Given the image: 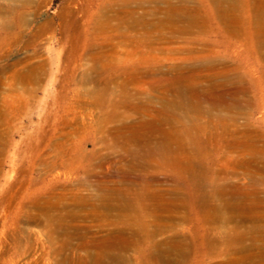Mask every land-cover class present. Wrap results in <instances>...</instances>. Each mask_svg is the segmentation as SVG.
I'll use <instances>...</instances> for the list:
<instances>
[{
    "label": "rangeland",
    "instance_id": "obj_1",
    "mask_svg": "<svg viewBox=\"0 0 264 264\" xmlns=\"http://www.w3.org/2000/svg\"><path fill=\"white\" fill-rule=\"evenodd\" d=\"M169 263L264 264V0H0V264Z\"/></svg>",
    "mask_w": 264,
    "mask_h": 264
},
{
    "label": "bare ground",
    "instance_id": "obj_2",
    "mask_svg": "<svg viewBox=\"0 0 264 264\" xmlns=\"http://www.w3.org/2000/svg\"><path fill=\"white\" fill-rule=\"evenodd\" d=\"M223 0H219V2H222ZM145 126H148V125H145ZM120 128H124L123 126L122 127H118L117 129H116V131H112L111 133H112V135L114 136V137H120V138H126V139H124V145H127L128 143H129V141L131 140V139H127V137L126 136H124L123 135V132H122V129H120ZM151 129H153V128H151ZM152 132L153 133H156V131L155 130H152ZM165 146H166V143H165V141L163 142V145H162V147H163V149L165 148ZM157 151H158V149L157 148H152V150H151V153H157ZM137 154H138V152H134V156H137ZM100 159V164H104V163H109V161H111V163H113L114 161H113V157H111V156H107V157H100L99 158ZM124 176L125 175H121V176H119V177H121V178H124ZM116 177H118V174L116 175ZM117 189H113V190H111V189H106L105 187L103 188V187H99V193H98V202H99V206L102 208V209H104V210H112V209H117V208H119V209H122V210H130V211H132V210H134L135 208H136V206H135V204H134V206L132 205V203H131V201L128 199V198H126V196H125V194H123V193H121V192H119V191H116ZM88 199H85V198H82L81 199V204H83L84 206H86V205H88ZM219 202V201H218ZM222 202V201H221ZM221 202H220V204H221ZM45 204H46V201H45ZM45 204H42V205H37V207L36 208H38V209H41V210H43V209H47L48 208V205L50 204V202H49V204L48 205H45ZM219 205V204H218ZM88 206H91L90 204L88 205ZM93 206V208H96V205H92ZM221 206V205H220ZM49 207H51V205L49 206ZM152 208V207H151ZM151 208H149V207H146V210L148 211H150L151 213L152 212H155V210L157 209V208H153V209H151ZM161 208V207H160ZM218 208H220L219 206H218ZM218 208H216V209H218ZM52 209V208H51ZM48 210V209H47ZM158 210V209H157ZM157 212V211H156ZM167 245H168V243H167ZM168 247V246H167ZM160 250V249H159ZM162 250V249H161ZM160 250V251H161ZM172 250V249H171ZM159 251V252H160ZM168 251H169V248H168ZM181 252V251H180ZM162 253H164V250H163V252ZM171 253H172V251H171ZM177 253V252H176ZM178 254V253H177ZM170 255V254H169ZM172 255H174V254H172ZM171 256V255H170ZM176 256V255H175ZM168 257V256H167ZM172 257V256H171ZM165 261V260H164ZM171 261V260H170ZM167 262H169V261H167ZM173 263V262H172ZM169 264H171V263H169Z\"/></svg>",
    "mask_w": 264,
    "mask_h": 264
}]
</instances>
